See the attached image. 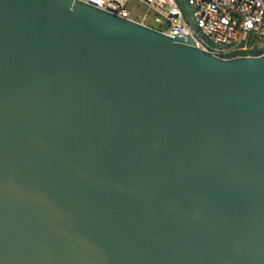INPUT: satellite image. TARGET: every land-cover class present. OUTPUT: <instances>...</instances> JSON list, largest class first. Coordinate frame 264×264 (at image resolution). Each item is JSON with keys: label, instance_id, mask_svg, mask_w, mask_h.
Here are the masks:
<instances>
[{"label": "water", "instance_id": "1", "mask_svg": "<svg viewBox=\"0 0 264 264\" xmlns=\"http://www.w3.org/2000/svg\"><path fill=\"white\" fill-rule=\"evenodd\" d=\"M0 264H264V55L0 0Z\"/></svg>", "mask_w": 264, "mask_h": 264}, {"label": "built area", "instance_id": "2", "mask_svg": "<svg viewBox=\"0 0 264 264\" xmlns=\"http://www.w3.org/2000/svg\"><path fill=\"white\" fill-rule=\"evenodd\" d=\"M161 33L189 36L221 59L264 55V0H75Z\"/></svg>", "mask_w": 264, "mask_h": 264}, {"label": "rangeland", "instance_id": "3", "mask_svg": "<svg viewBox=\"0 0 264 264\" xmlns=\"http://www.w3.org/2000/svg\"><path fill=\"white\" fill-rule=\"evenodd\" d=\"M179 1L182 3V5H183L184 7L187 8V10H189V7L187 6V2H186V0H179Z\"/></svg>", "mask_w": 264, "mask_h": 264}]
</instances>
